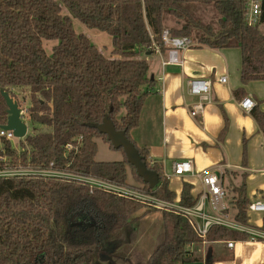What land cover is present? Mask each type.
Masks as SVG:
<instances>
[{"label":"trees","instance_id":"16d2710c","mask_svg":"<svg viewBox=\"0 0 264 264\" xmlns=\"http://www.w3.org/2000/svg\"><path fill=\"white\" fill-rule=\"evenodd\" d=\"M71 15L88 28L111 36L108 58L62 14L56 0H0V128L7 119L1 94L15 98L11 88L28 90L27 117L44 131L27 133L19 148L0 137V170L49 167L87 174L122 185H133L159 198L173 200L160 165L138 148L129 132L155 80L148 63L138 55L153 44L164 52L161 33L191 36L212 48L238 47L243 84L264 80V33L244 22V0H60ZM264 9V0H263ZM211 7L218 28L203 24L198 10ZM172 20L179 27H168ZM43 40H58L47 55ZM150 47V49H148ZM243 89L236 90L235 95ZM16 100V99H15ZM17 101V100H16ZM18 105L19 102L17 101ZM124 115L117 118L120 109ZM264 137V112L256 104L249 111ZM109 119L125 130L147 167L156 171L158 184L150 188L123 158L97 161L96 139L114 149L97 126ZM35 127V126H34ZM226 126L220 137L224 135ZM71 148L67 149L66 145ZM246 164L243 141L242 165ZM129 169V171H128ZM128 175L134 180L129 184ZM190 186L183 183L180 202L192 205ZM234 218L246 223V185L233 190ZM148 207L76 181L37 175L0 176V264H89L100 255L115 264L118 249L131 243L134 222ZM149 209V208H148ZM143 210V212H141ZM141 214L139 215V213ZM162 229L142 263L191 264L201 261L191 250L202 240L181 214L161 212ZM264 229V225L262 226ZM247 240V236L223 227H212L206 241ZM132 254L129 262L132 263ZM101 264V263H100ZM204 264H212L208 258Z\"/></svg>","mask_w":264,"mask_h":264},{"label":"crops","instance_id":"0c3cea01","mask_svg":"<svg viewBox=\"0 0 264 264\" xmlns=\"http://www.w3.org/2000/svg\"><path fill=\"white\" fill-rule=\"evenodd\" d=\"M150 50L137 58L147 61L148 75L155 83L144 100L138 125L129 132L131 140L138 148L147 150L149 159L164 172H170L174 160L190 159L199 173L222 165L223 185L226 178L234 190L244 181L248 202L264 199V137L250 113L238 105L242 98L250 96L264 112V80L241 82L240 48H212L196 43L179 53L181 66L162 65L167 49L162 52L151 47ZM222 77L226 78L225 82L220 81ZM192 78L208 79L212 83V101L198 110L196 116L190 115L196 98L187 91V81ZM240 88L243 92L235 95ZM243 141L245 166L242 165ZM183 183L190 186L192 197L197 194L199 180L195 176H171L168 187L176 198H180ZM248 223L262 227L264 213L249 214ZM225 241L190 246L201 258L191 264H204L208 258L212 264H264V242L236 240L229 248Z\"/></svg>","mask_w":264,"mask_h":264},{"label":"built area","instance_id":"2783aa9c","mask_svg":"<svg viewBox=\"0 0 264 264\" xmlns=\"http://www.w3.org/2000/svg\"><path fill=\"white\" fill-rule=\"evenodd\" d=\"M262 5L263 0H244L243 13L244 22L248 26L257 27L259 30L264 31V9ZM161 41L167 49L166 57L162 60V65L164 66H181L182 61L179 59V53L196 45V42L191 37L173 36L167 29L162 31ZM152 47L159 50V47L155 44ZM225 80V77L220 78L221 82H225ZM211 86L212 83L208 79L192 78L187 81L188 94L196 98L195 107L190 110L191 116H196L198 110L212 101ZM255 104V101L250 96H246L238 102L244 112H249ZM20 114L23 120L24 116L27 115V108L20 110ZM0 137L5 138L12 146H15L14 140L16 138L12 131L0 128ZM66 148H71V145H66ZM223 170L224 167L219 165L212 170L199 173L195 171L192 161L187 159L174 160L171 162L170 172L162 171L163 176L167 180L171 176L184 175L195 176L199 180V190L192 197L194 200L192 205H183L180 202V198L176 197L171 201L159 198L151 192L144 191L133 185H122L87 174L54 169L52 168V163L49 164V167L39 169L15 168L0 170V176L37 175L76 181L88 186L90 192L98 189L120 198L137 201L151 209L181 214L188 219L189 224L202 242H206L207 234L214 226L245 234L248 238L247 240L264 242V229L248 223L249 214L264 213V199L254 198L250 200L246 207V223L236 221L234 214L233 216L228 214L229 205L223 185ZM234 241L233 239L225 241L226 246L232 248Z\"/></svg>","mask_w":264,"mask_h":264},{"label":"rangeland","instance_id":"374dc122","mask_svg":"<svg viewBox=\"0 0 264 264\" xmlns=\"http://www.w3.org/2000/svg\"><path fill=\"white\" fill-rule=\"evenodd\" d=\"M59 5L62 7V14L68 15L71 18L73 29L76 33H82L87 36L90 41L102 52V54L108 58H122L121 56L114 55L112 53L113 46L111 36L105 32L99 31L95 28H88L84 24H82L77 18L70 14L67 8L60 2V0H56ZM198 14L203 24H210L214 29L218 28V15L215 11L210 7H203L198 10ZM181 24H177L172 20L166 21V26L168 27H179ZM264 29V28H263ZM264 33V31H262ZM196 43H198L195 39V34L190 36ZM58 40H43L42 46L47 53V55H51L52 46L57 44ZM11 91L14 93L15 98L13 100H17L19 102L18 107L20 110L27 108L30 105V101L28 100V90L25 88H11ZM15 100V101H16ZM16 101V102H17ZM18 104V103H17ZM124 108L120 109V112L117 114V118L124 115ZM23 121L27 125V133H36L38 131L46 130L45 127L41 125H33L29 118L24 116ZM35 126V127H34ZM19 139L14 140V145L16 148H19ZM97 142V153L95 156V160L97 161H118L121 160L123 154L120 150L110 149L107 143L102 142L100 139H96ZM129 184H134V180L130 175L127 178ZM233 186H231L227 179L225 178L224 188L226 191V196L228 200V214L233 216L235 210L231 205L230 201L233 197ZM146 213H143L140 217L136 219L134 225L136 227L135 236L131 243L123 246L121 249H118L113 257H115V264H131L129 262V257L134 254L132 257V263H142L145 262L147 257L149 256L153 244L157 235L160 233L162 229V221H161V211L147 208L145 209ZM143 212V210L141 211ZM139 213V215L141 214ZM252 219V218H251ZM203 251V250H202ZM198 254V253H197ZM199 254H201L199 252ZM101 264H109V259L105 256L100 255L99 259ZM99 262H93L89 264H100Z\"/></svg>","mask_w":264,"mask_h":264},{"label":"water","instance_id":"95a60500","mask_svg":"<svg viewBox=\"0 0 264 264\" xmlns=\"http://www.w3.org/2000/svg\"><path fill=\"white\" fill-rule=\"evenodd\" d=\"M151 79L153 78L151 77ZM1 94L7 106V119L1 128L12 131L15 138L23 139L27 135V125L22 120L20 108L7 92L2 91ZM97 129L99 133L106 135L107 140L115 150L122 149L127 163L134 167L137 176L144 183L150 188H154L158 184V173L147 167L135 145L125 135V130H117L112 121L106 118L97 126Z\"/></svg>","mask_w":264,"mask_h":264}]
</instances>
